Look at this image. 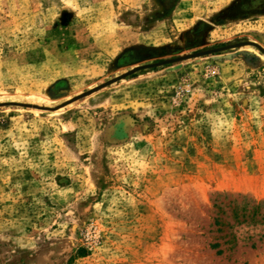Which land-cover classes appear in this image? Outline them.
I'll return each instance as SVG.
<instances>
[{
    "label": "rangeland",
    "instance_id": "obj_1",
    "mask_svg": "<svg viewBox=\"0 0 264 264\" xmlns=\"http://www.w3.org/2000/svg\"><path fill=\"white\" fill-rule=\"evenodd\" d=\"M0 264H264V0H0Z\"/></svg>",
    "mask_w": 264,
    "mask_h": 264
},
{
    "label": "water",
    "instance_id": "obj_2",
    "mask_svg": "<svg viewBox=\"0 0 264 264\" xmlns=\"http://www.w3.org/2000/svg\"><path fill=\"white\" fill-rule=\"evenodd\" d=\"M244 44H248V43H241V44H237V45H234V46H239V45H244ZM251 44V43H250ZM252 45H255L256 46V44H252ZM230 47H233V46H230ZM172 61H174V60H172ZM168 62H171V61H168ZM164 63H167V62H164ZM142 68V67H141ZM137 69H140V68H137ZM129 73H132V71L131 72H129ZM129 73H127V74H129ZM127 74H125V75H127Z\"/></svg>",
    "mask_w": 264,
    "mask_h": 264
}]
</instances>
